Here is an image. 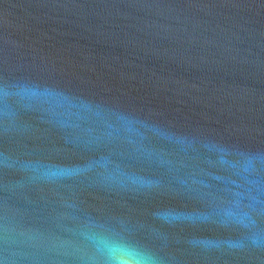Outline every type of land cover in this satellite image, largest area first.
Returning a JSON list of instances; mask_svg holds the SVG:
<instances>
[{"label": "water", "instance_id": "1", "mask_svg": "<svg viewBox=\"0 0 264 264\" xmlns=\"http://www.w3.org/2000/svg\"><path fill=\"white\" fill-rule=\"evenodd\" d=\"M0 264H264V0H0Z\"/></svg>", "mask_w": 264, "mask_h": 264}]
</instances>
